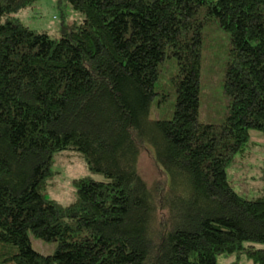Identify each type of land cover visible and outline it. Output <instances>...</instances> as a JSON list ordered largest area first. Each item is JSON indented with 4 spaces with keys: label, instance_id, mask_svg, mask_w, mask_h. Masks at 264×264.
<instances>
[{
    "label": "trees",
    "instance_id": "1",
    "mask_svg": "<svg viewBox=\"0 0 264 264\" xmlns=\"http://www.w3.org/2000/svg\"><path fill=\"white\" fill-rule=\"evenodd\" d=\"M37 1L0 0V264H264V195L228 180L264 138V0H65L83 20L58 40L17 19ZM72 156L88 174L62 204L54 168Z\"/></svg>",
    "mask_w": 264,
    "mask_h": 264
},
{
    "label": "rangeland",
    "instance_id": "2",
    "mask_svg": "<svg viewBox=\"0 0 264 264\" xmlns=\"http://www.w3.org/2000/svg\"><path fill=\"white\" fill-rule=\"evenodd\" d=\"M17 19L37 33H45L51 39H60L62 32V23L66 24L81 22L82 15L74 11L65 0H38L31 7L17 14ZM221 34L218 41V55L221 57L217 68L221 70L227 61L225 47L227 42ZM222 42V45H221ZM169 95V93H168ZM173 99V98H172ZM168 100L167 108L162 112L155 111L154 107L151 111V120H162L171 112L173 100ZM227 100L220 103L223 108L227 104ZM206 111V110H205ZM171 115V114H170ZM215 114L211 115L202 112L203 123L216 122ZM252 144L245 150L243 154L237 157L236 162L228 168V180L237 194L247 200H254L264 195V138L258 133H251ZM148 148V147H147ZM143 148L139 160V171L142 178L149 186L156 187L163 181L165 176L156 166L151 150ZM55 177L51 184L50 199L69 203L72 199L71 183L74 179L88 174L83 162L78 157H69L66 159H58L54 168ZM32 248L39 254L48 256L53 254L56 244L46 243L31 236ZM262 247V246H257ZM219 264H253L245 255H222L219 257Z\"/></svg>",
    "mask_w": 264,
    "mask_h": 264
}]
</instances>
